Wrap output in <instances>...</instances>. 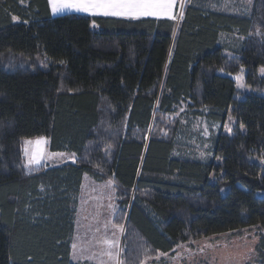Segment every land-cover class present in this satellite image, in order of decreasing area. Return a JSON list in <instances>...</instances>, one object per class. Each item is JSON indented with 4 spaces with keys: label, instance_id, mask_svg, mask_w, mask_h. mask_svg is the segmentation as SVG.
Instances as JSON below:
<instances>
[{
    "label": "trees",
    "instance_id": "1",
    "mask_svg": "<svg viewBox=\"0 0 264 264\" xmlns=\"http://www.w3.org/2000/svg\"><path fill=\"white\" fill-rule=\"evenodd\" d=\"M182 11L178 21L52 16L48 0H0V264H77L84 174L114 180L127 260L141 246L167 253L258 227L264 264V0L248 17ZM241 68L248 92L232 78ZM183 102L231 128L213 142L218 161L175 156L179 122L158 130ZM37 136L74 161L26 172L21 142Z\"/></svg>",
    "mask_w": 264,
    "mask_h": 264
},
{
    "label": "rangeland",
    "instance_id": "2",
    "mask_svg": "<svg viewBox=\"0 0 264 264\" xmlns=\"http://www.w3.org/2000/svg\"><path fill=\"white\" fill-rule=\"evenodd\" d=\"M254 0H178L174 15L176 21L183 10L181 5L196 3L215 11L248 17ZM173 53L172 47L168 51V61ZM167 61V62H168ZM243 68H241L242 70ZM232 75L237 88L242 92L250 91L245 84L244 72ZM241 77L238 82L237 77ZM242 85V86H241ZM207 111L199 110L193 114L188 110L186 102L175 107L169 114L164 115L163 125L158 127L161 133L169 136L176 122L179 126L173 136L175 143L174 154L178 157L191 158L199 161L218 159L214 155L213 142L216 136L224 131L230 132L227 123L213 121L206 115ZM154 120L151 121L146 137L153 130ZM43 137L46 143L35 144ZM26 141H33L27 144ZM42 149L45 157L39 164H28L29 157ZM27 150L28 155L25 154ZM21 151L26 172L35 171L45 166L61 165L74 161V154L70 152L51 151L48 138L37 136L25 138L21 142ZM61 153L63 155H51ZM262 194V193H260ZM117 187L112 178L95 180L89 174H84L78 194L75 198L74 229L71 235L70 262L77 264H258L256 245L259 242L261 230L249 227L241 231L225 232L217 235L189 239L179 243L167 253L152 252L141 246L137 261L127 260L125 255L131 249L130 240H126V216L119 213ZM119 225L123 228L116 226ZM104 240H116L118 245L113 248L118 257L110 258L106 251L108 245ZM78 245V258H73L72 244ZM140 247V246H139ZM138 247V248H139Z\"/></svg>",
    "mask_w": 264,
    "mask_h": 264
},
{
    "label": "snow or ice",
    "instance_id": "3",
    "mask_svg": "<svg viewBox=\"0 0 264 264\" xmlns=\"http://www.w3.org/2000/svg\"><path fill=\"white\" fill-rule=\"evenodd\" d=\"M53 13L64 11L65 9L75 10L77 12L88 13L92 16H115V17H167L175 20L177 16L173 14V8L177 4V0H49ZM183 7V5H181ZM179 17L183 18V11L179 13ZM17 19L13 17V20ZM243 71V69L241 70ZM264 71V69H262ZM239 82L241 77L236 78ZM242 86V85H241ZM231 119V117H229ZM27 144H32L33 141H26ZM46 143L43 137L35 141L37 146ZM28 155L27 150L25 152ZM51 155H63L61 153H53ZM45 157L42 149L29 157L28 164H39L41 159ZM123 231L119 225L116 226ZM103 243L108 245L106 251L110 258L118 257V251L114 254L113 248H116L118 241L104 240ZM73 258H78V245L72 244ZM118 264L120 262L118 261Z\"/></svg>",
    "mask_w": 264,
    "mask_h": 264
},
{
    "label": "crops",
    "instance_id": "4",
    "mask_svg": "<svg viewBox=\"0 0 264 264\" xmlns=\"http://www.w3.org/2000/svg\"><path fill=\"white\" fill-rule=\"evenodd\" d=\"M177 2H178V0H177ZM49 5H50V3H49ZM50 10H51L52 16L63 15V14H66V13H75V14H82V15L92 16V15H90L88 13L77 12L75 10H69V9H65L64 11L53 13L52 9H51V5H50ZM175 10H176V5L173 8V14H174ZM96 16H103V15H96ZM105 17H115V16H105ZM149 17H151V16H149ZM118 18H133V19H136V18H142V17H118ZM151 18H157V17H151ZM160 18H167V17H160Z\"/></svg>",
    "mask_w": 264,
    "mask_h": 264
}]
</instances>
